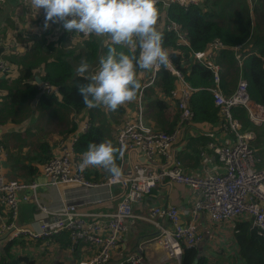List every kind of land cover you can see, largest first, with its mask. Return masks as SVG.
Masks as SVG:
<instances>
[{"label":"built area","instance_id":"1","mask_svg":"<svg viewBox=\"0 0 264 264\" xmlns=\"http://www.w3.org/2000/svg\"><path fill=\"white\" fill-rule=\"evenodd\" d=\"M159 2L163 7H167L170 4L197 5L202 0ZM162 25L176 35L177 45H187L179 25L174 22ZM73 33L83 39L92 36ZM0 46L6 48L1 39ZM224 48L226 46L222 42L214 41L208 44L205 50L192 53V58L204 64L213 74L215 87L209 91L213 104L218 109L220 128L230 134V137L236 138L232 145L227 144L229 141L207 142L206 146L198 151L203 160L208 157V152L216 156L220 163V172L187 174L175 152L174 147L180 138V130L192 117L188 103L193 89L184 81L182 74L173 68L170 60L167 67L154 66L146 70V84L141 87L133 102L123 105L125 118L117 128L115 136V147L118 149L117 165L121 174H109L97 181H90L85 177V169L79 168L82 156L74 151L78 137L90 125L87 120L83 121L75 133L56 142L51 157L41 165L38 179L6 181L0 175V211L3 209L8 216L0 223V235L8 232L11 239L21 236L37 239L66 232L70 239V249L77 243L94 248L93 254L79 264H105L111 251L122 238L126 223L136 217L133 213L135 206L145 194L165 181L187 185L197 196L189 210L187 223L181 222V213L175 206L155 207L150 218L141 217L159 229V242L166 259L179 261L184 247H196L201 242L202 233L197 222L202 214L214 224L231 223L234 226V220L247 219L257 234L264 235V167L257 166L259 159L255 158L250 144L254 134L250 131H240V123L232 115L234 107H243L249 122L254 126H261L264 125V106L251 100L247 81L241 76L231 94L225 95L219 88L220 70L214 62V57ZM232 49L238 66H241L244 57L238 52L240 46ZM166 50L169 53L167 48ZM162 68H166L176 77L170 97L177 105L179 119L176 127L170 132L155 129L147 121L144 112V90L154 82ZM10 72V65L0 56V78L2 75L8 76ZM37 86L39 89L53 92L52 87L45 82L41 81ZM131 155L133 160L127 166L126 157ZM202 164L204 166V163ZM62 186L73 187L69 191L61 190V198L56 205L45 203L41 195L42 190L60 189ZM114 187L120 188L119 201L115 207L110 212L96 209L95 207L100 208L113 201ZM71 191L77 192V199L70 196ZM21 204L33 205L35 212L31 223H18L17 215ZM157 215L166 218L170 228L162 227L154 218ZM123 263L144 264L139 254L130 255L121 262Z\"/></svg>","mask_w":264,"mask_h":264},{"label":"trees","instance_id":"2","mask_svg":"<svg viewBox=\"0 0 264 264\" xmlns=\"http://www.w3.org/2000/svg\"><path fill=\"white\" fill-rule=\"evenodd\" d=\"M206 3L207 0L197 5L170 4L163 7L162 3L158 2L157 7L161 15L157 27L163 32V46L169 50L173 68L182 74L184 81L193 89L188 103L192 113L190 122L215 126L218 124V109L214 106L209 91L215 87L213 74L204 64L194 60L192 53L205 50L207 45L214 41L222 42L226 48L219 50L214 57V62L218 64L220 70L219 88L225 95L231 94L241 76L247 81L251 100L264 106V0H213L212 5L216 8L220 6L222 9L220 11L217 8L216 13L207 10ZM168 22L179 25L187 45L176 44V35L162 25ZM38 36L33 37L37 50L29 48L28 45L21 47L19 53L4 56L7 63H14L19 67V73L15 79L0 78V93H3L0 94V126L19 123L21 119L27 120L33 114L32 111L38 118L63 119V114L70 115L88 110L86 114L88 119L85 120L90 125L74 144V150L82 156L90 142L100 143L110 137L111 131L108 128L111 125L106 123L104 118L95 115L94 108L89 111V108L83 104L77 87L86 81L83 77L76 75L75 68L81 58H87L92 70H96L99 58L107 54L108 45L111 43L110 38L106 36L104 40L92 36L87 39L81 38L83 40L77 50L72 51L55 47L53 42H49V38L46 39V35ZM0 39L2 41L1 35ZM59 40H63V37ZM41 43H45L46 53ZM235 46H240L238 52L241 57H244L241 66H238L232 49ZM115 47L117 52L123 51L129 54L127 46L116 45ZM40 69L43 71L42 74L36 71ZM141 71L137 69V79L142 87L146 84L148 76L140 77ZM35 74L42 82L50 85L53 92L39 89L34 81ZM175 83L176 77L166 68H162L154 82L144 90L146 105L151 111L149 117L155 129L172 131V125L166 128L164 113L169 107L167 102H174L170 92ZM174 104L177 107L175 102ZM119 111L124 114L123 105L119 107ZM232 115L240 123V131L256 130L257 127L247 119L243 107H234ZM178 119L179 111L176 110L172 115L173 122L175 120L173 125ZM75 127L74 124L67 132V136L75 133L78 128ZM30 128L33 129L32 126ZM0 144L3 146V142L0 141ZM52 149L53 146L51 148L47 141L41 142L35 148L36 155L33 159L40 167L51 157ZM28 153H22L18 158L8 154L7 161L11 162L12 158L16 163L13 173L27 169V176L35 175L36 167L32 165L23 167L24 162L28 160ZM87 169L88 167L84 175L90 180L91 173ZM105 172L110 174L106 170ZM30 180L32 179L26 181ZM29 210L34 211L33 206ZM232 230L236 260L240 261V264H264V235L257 234L247 219L236 221ZM62 240H68L67 235H62ZM16 242L17 240L7 241L2 246L0 264H18L16 261L22 260L23 257L16 256L12 250ZM179 261V264H212L210 258L207 255H201L197 247H184Z\"/></svg>","mask_w":264,"mask_h":264},{"label":"crops","instance_id":"3","mask_svg":"<svg viewBox=\"0 0 264 264\" xmlns=\"http://www.w3.org/2000/svg\"><path fill=\"white\" fill-rule=\"evenodd\" d=\"M204 1L205 0H202V2L200 3H203ZM207 4L208 0L206 3V7ZM210 5L211 7L213 6L212 3H210ZM44 16L45 14L42 9L36 13L35 10L31 8L30 0H1L0 35L4 36L5 34L6 36L11 37L10 32L16 33V30L19 31L20 29H23L27 26L28 29H32L33 31L37 29H40L41 32L47 31V33L48 31H50L48 35L50 39L52 36L57 39H60L62 37L65 38L66 36L72 40L77 38L79 39L76 34L65 31L62 27V24L59 22H49V26L45 28ZM92 37H98L100 39L103 38L104 40V37H99L96 35H92ZM56 43L59 45L61 41L57 40ZM57 44L54 43V46ZM7 45L2 55H0L1 57H3V59L5 55H9L7 54L9 50L13 51V53L11 52L12 54L20 52V49L17 51L16 48L9 47V44ZM8 64L11 67V72L7 76V78H9V80L15 79L18 76L19 67L14 63L12 64L9 62ZM36 71H38L39 74H42L43 72L41 69ZM144 73H146V75L148 74L145 70H142L139 76L143 78L147 77L144 75ZM35 84H37L36 81ZM167 104L169 107L168 110H165L164 120L166 122V128H169L172 125L173 130L176 127L178 120L173 125L175 120L173 122L172 115H174L176 110H179L177 109L173 101L167 102ZM144 112L145 116L147 117V121L153 126V122L149 117L151 115V111L146 105V97ZM5 126L6 125L0 126V132L6 128H9V126ZM256 127L257 128L255 131L248 130L254 134L250 144L254 150L255 158L259 159L257 166L263 168L264 125ZM115 136L112 138L111 135L110 137H107V140H110L114 146ZM0 141L3 142L4 146H2V148H4L2 172L5 176L7 175L9 177H12V179L8 178L7 176L6 178L10 180L20 181L21 179H17L18 177L15 176V174H17L18 172L13 173L12 171H14V167L9 166L10 162H7V157L9 156L6 152V145L2 139L1 134ZM210 141L224 143L227 141L231 142L232 140L230 134L224 132L220 128L219 121L218 124L215 126L213 124L208 123L192 122L183 125L180 130V138L174 148L177 156L180 158L184 166L185 172L197 175L203 174L205 171L220 170L218 166L219 162L217 161V159L205 162L198 155L199 149L204 148L207 142ZM49 145L51 147V144ZM209 154L210 152H208V155ZM209 156H211V154ZM29 157L30 156H28V159L30 160ZM132 160V155L126 157L127 166H129ZM202 163H204V166ZM29 165L30 162H28V160L24 162V168ZM40 168L41 167L39 165L35 175L33 177L27 176L28 178L25 180L38 179ZM26 170L24 169L23 171ZM87 170L89 171V173H91L90 178L94 179L95 181L102 180L107 174L105 170L100 167L89 166ZM72 187L73 186H62V188L60 189H44L42 190L41 195L45 203L54 206L60 201L61 190L69 191V189ZM119 191L120 188L114 187L112 189V193L115 194L113 201L107 202V204L101 206L100 208L95 207V205L94 207L98 210H103L104 212L111 211L119 201ZM70 196L74 199L78 198V194L75 191H71ZM196 199L197 196L193 192H191L187 186L168 181L158 184L153 190L145 194L140 203L135 206L133 213L136 217L126 223V230L122 238L119 240L116 247L111 251L110 257L105 264H121V262L126 260L132 254L141 255L144 264H179L180 261L165 258L163 248L159 242V229L152 222L145 220L141 217H149L153 208L155 207L164 208L168 206H175L181 213V222L187 223L189 221V210L193 206ZM32 206V204L19 205L17 215V221L19 224L31 223L34 220L35 211L29 210V208ZM7 218V212L2 209V211H0V223ZM154 218L156 221L159 222L162 227L170 228V223L166 218H163L158 215ZM197 226L199 231L202 233V240L196 246L201 255H207L210 258L212 264H240V261L236 260L235 258L236 247L232 230L234 226L231 223H210L206 219L205 215L202 214L197 222ZM64 234L67 235L68 238V240L66 241L62 240V235ZM2 235H0V237ZM11 240H17L16 244L12 247V250L14 251L15 255L23 257L22 260L16 261V263L18 264H38V261L39 264H77L80 260L89 258L91 254H93L94 250L93 247L90 248V246L83 243H77L72 249H70V239L66 232H61L51 237H42L37 239H30L23 236L11 239L10 234H8L6 240L0 241V256L2 246L7 241ZM36 256H39L38 260H36ZM218 257H221L223 259H218Z\"/></svg>","mask_w":264,"mask_h":264},{"label":"clouds","instance_id":"4","mask_svg":"<svg viewBox=\"0 0 264 264\" xmlns=\"http://www.w3.org/2000/svg\"><path fill=\"white\" fill-rule=\"evenodd\" d=\"M159 0H30L35 12L43 10L44 27L61 23L67 32L110 38L108 51L93 71L87 58H81L75 73L85 79L77 87L83 104L89 108L105 107L116 111L133 102L141 88L137 69L167 67L169 53L163 46V32L158 30L161 15ZM116 45L127 46L129 54L117 52ZM138 53V54H137ZM118 149L110 140L90 142L82 153L81 170L100 167L119 176Z\"/></svg>","mask_w":264,"mask_h":264},{"label":"rangeland","instance_id":"5","mask_svg":"<svg viewBox=\"0 0 264 264\" xmlns=\"http://www.w3.org/2000/svg\"><path fill=\"white\" fill-rule=\"evenodd\" d=\"M213 0H208L207 9L211 12H218V9L220 11L222 10L219 7H214L210 5ZM43 30V29H42ZM40 29L32 30L28 29L27 26L23 29H20L19 31L16 30V33L10 32V36L8 37L4 34L2 36V41L7 45L9 44V47H14L18 51L21 47H27L29 45V48L37 50L36 43L33 42V37H39L38 35H46L48 39V33L47 31H42L41 33ZM73 33V32H72ZM30 37H28V36ZM77 38V37H76ZM14 39V40H13ZM78 39V38H77ZM77 39H69L67 36L63 38V40H59L57 38H54L53 36L51 39L49 38V42H53L55 44L56 41H61V43L58 45H55L57 48H61L64 50H77V47L80 45L81 41L83 39L79 38ZM8 46V45H7ZM39 46V45H38ZM41 47L43 48L44 52H47L45 43H41ZM13 51L9 50L7 54H12ZM3 53V52H2ZM145 76L146 73H144ZM1 78L9 79L7 76H3ZM92 110V109H91ZM90 111V109H89ZM95 115L99 116L100 118H104L105 122L110 124V128H108L111 131V138L115 136L117 128L120 126V124L123 122L125 118V114L119 111V108L116 111H109L105 107L100 106L97 108H94ZM34 114V111H32ZM30 115L27 120L21 119V122L8 125L6 124L5 127L9 126V128L4 129L0 132L2 139L6 145V152L7 154H12L13 158H18L21 156V154H27L30 156L28 159V162H30V165L34 166L38 170V163L36 160L33 159V157L36 155L35 148H37L38 144H40L43 141H47L49 144L54 146L56 142L59 139L67 138V132L73 127L75 124L76 127H79L80 124L83 121H86L85 119L86 114H88V110H85L81 113H75V114H63V119L54 117V119H48V117H36L34 115ZM88 119V118H87ZM32 126L33 129L30 127ZM40 127V128H39ZM75 127V128H76ZM77 131V129H76ZM75 131V132H76ZM29 133V134H28ZM30 134L34 136H30ZM66 134V136H64ZM107 140V139H106ZM28 146V147H27ZM24 150V151H23ZM30 154V155H29ZM8 159V157H7ZM9 162V160L7 161ZM9 166H12L16 168V163H14V160L11 158V162L9 163ZM24 167V165H23ZM15 176H17V179H27L26 171H20ZM7 176V175H6ZM8 178L12 179V177L7 176ZM238 220H234L233 224ZM36 260H38L39 256L35 257ZM218 259H223L221 257H218ZM219 262V261H218ZM39 264V261H38Z\"/></svg>","mask_w":264,"mask_h":264},{"label":"bare ground","instance_id":"6","mask_svg":"<svg viewBox=\"0 0 264 264\" xmlns=\"http://www.w3.org/2000/svg\"><path fill=\"white\" fill-rule=\"evenodd\" d=\"M3 58V57H2ZM231 142H229V143H227V144H229V145H232L234 142H235V140H236V138H235V136H231ZM3 157H4V148H2V145L0 144V175L6 180V181H16V180H10V179H8V178H6V176L3 174V172H2V166H3V162H2V160H3ZM210 157V158H209ZM214 159H217V157L215 156H209L208 155V157L206 158V160H204L205 162H209V161H213ZM218 161V160H217ZM219 165H220V163H219ZM218 165V166H219ZM187 174H189L188 172H186ZM18 181V180H17ZM158 185V184H157ZM180 185H182V184H180ZM184 186H187V185H184ZM154 189V188H153ZM152 189V190H153ZM108 212H110V211H108ZM85 259H83V260H80V261H84ZM79 261V262H80ZM79 262L77 263V264H79Z\"/></svg>","mask_w":264,"mask_h":264},{"label":"water","instance_id":"7","mask_svg":"<svg viewBox=\"0 0 264 264\" xmlns=\"http://www.w3.org/2000/svg\"><path fill=\"white\" fill-rule=\"evenodd\" d=\"M4 50H5L4 46H0V55H1L2 52H4ZM34 79H35V81H36L37 83H40V82H41V79H40L37 75L34 76ZM8 234H9V233L7 232V233H5L4 235H2V236L0 237V241H2V240H6Z\"/></svg>","mask_w":264,"mask_h":264}]
</instances>
